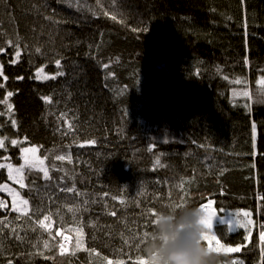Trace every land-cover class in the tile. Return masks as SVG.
<instances>
[{
  "label": "trees",
  "instance_id": "trees-1",
  "mask_svg": "<svg viewBox=\"0 0 264 264\" xmlns=\"http://www.w3.org/2000/svg\"><path fill=\"white\" fill-rule=\"evenodd\" d=\"M0 64V264H137L158 212L208 200L253 221L216 223L221 259L264 264V0H0Z\"/></svg>",
  "mask_w": 264,
  "mask_h": 264
},
{
  "label": "clouds",
  "instance_id": "clouds-1",
  "mask_svg": "<svg viewBox=\"0 0 264 264\" xmlns=\"http://www.w3.org/2000/svg\"><path fill=\"white\" fill-rule=\"evenodd\" d=\"M249 100L264 107V85H257ZM203 218L199 207L173 206L158 212L142 248L146 264H230L207 246Z\"/></svg>",
  "mask_w": 264,
  "mask_h": 264
},
{
  "label": "snow or ice",
  "instance_id": "snow-or-ice-1",
  "mask_svg": "<svg viewBox=\"0 0 264 264\" xmlns=\"http://www.w3.org/2000/svg\"><path fill=\"white\" fill-rule=\"evenodd\" d=\"M115 19V17H113ZM135 30V29H134ZM9 43H11V41H9ZM37 51H39V49H37ZM17 60L19 59L20 56V52L17 51L15 53ZM15 62V61H13ZM55 64L57 67H60V61L56 60ZM43 69H39L36 73V76L39 77L40 72H42ZM63 73H57V75H62ZM0 77H3L4 80H7V77L4 76V72H3V65L0 64ZM49 79H55L56 76H50L48 77ZM19 79H23V77H19ZM237 83H240V81H236ZM13 95L12 92H7V96L11 97ZM245 95L250 96V94L245 93ZM42 99H44L46 102L51 103V98L50 97H43ZM0 102H4L6 103V101H0ZM9 109H11V105H8ZM13 126H15V121L13 120ZM253 131H255V129L253 128ZM5 138H0V148H4L5 147ZM17 143L16 140H12L11 144L15 145ZM91 143H95V141H91ZM23 152L27 153V152H35V149H30V148H24L22 149ZM60 160L65 159L64 156H59L57 157ZM41 164H43V161H39ZM25 163L27 164L28 161L26 160ZM156 164L159 165L160 164V160L157 159L156 160ZM5 167L4 164H0V168ZM8 169H9V176H11V170H12V165L8 164L7 165ZM20 169H17V172H19ZM45 178L47 177V172H45ZM7 189V186L5 185L3 189L0 190H5ZM8 191H11L10 189H7ZM69 191H71L72 189H68ZM105 196L107 195V193L104 194ZM261 200H264V197H260ZM21 203L27 205V201L23 200L21 201ZM215 201L214 200H208L206 203H202L199 206V209L204 213V218L201 221L204 226L206 227L208 234L205 236V242L207 244V246L210 249H213L217 254L220 253H235V252H239L241 249L239 247H226L224 243H222V237L221 235H218L217 232H214L213 229L216 225V221L218 219L217 215H216V211L213 208ZM4 203L2 201H0V207H4ZM12 210L15 211V205L13 204ZM151 215H156L155 212H152V210H149ZM111 215H115V212L110 213ZM233 218L228 220V221H224V223L227 225L226 230L228 232H234L237 228H245L249 231V233L251 232V228L250 226L253 224V221L251 219H245L243 222H241L240 220H238L236 217L239 215L238 213L236 214H232ZM244 217L248 218L251 216L250 212H244ZM45 220H48L49 217L45 216L44 217ZM152 224L154 225V221H152ZM261 228L264 229V225H261ZM220 231V230H218ZM145 235H147V232H145ZM259 241L264 244V230L259 232ZM61 251L63 250V245H60ZM264 250V249H262ZM108 264H111V261H108ZM137 264H146V261L142 258L139 259Z\"/></svg>",
  "mask_w": 264,
  "mask_h": 264
},
{
  "label": "rangeland",
  "instance_id": "rangeland-1",
  "mask_svg": "<svg viewBox=\"0 0 264 264\" xmlns=\"http://www.w3.org/2000/svg\"><path fill=\"white\" fill-rule=\"evenodd\" d=\"M238 81H240V83H237L236 81L235 82H231L230 84H239V85H246L247 84V81L245 79H239ZM11 144V143H10ZM7 145V143L5 142V146ZM17 146V145H15ZM19 147V146H18ZM2 149V148H1ZM30 149H34V148H30ZM20 157H21V164L23 163V165L21 167H16L15 165L11 164L12 165V170H11V178L16 182V183H21L23 184L24 181H25V173L27 172H33V170H44V168L42 167V164L39 162L41 159L39 158L38 156V151L37 149H35V152H23V151H20ZM28 161V163L26 164L25 161ZM2 164V163H1ZM8 164H6V167H7ZM4 168V167H2ZM0 168V171L1 169ZM17 169H20L19 172H17ZM27 170V171H26ZM46 170V169H45ZM7 171L9 172V169L7 167ZM2 187L0 189H3L4 186L1 185ZM7 188H10V187H7ZM12 189V188H10ZM13 190V189H12ZM3 191V190H2ZM15 194V192H13ZM17 201L19 199V197L17 196L16 197ZM214 208V207H213ZM215 210V208H214ZM216 211V210H215ZM22 213H25L26 211L22 210L21 211ZM216 215L218 217L216 223L218 222H224V221H228L227 218H222L220 217L217 212H216Z\"/></svg>",
  "mask_w": 264,
  "mask_h": 264
},
{
  "label": "built area",
  "instance_id": "built-area-1",
  "mask_svg": "<svg viewBox=\"0 0 264 264\" xmlns=\"http://www.w3.org/2000/svg\"><path fill=\"white\" fill-rule=\"evenodd\" d=\"M68 244V241H66V245Z\"/></svg>",
  "mask_w": 264,
  "mask_h": 264
}]
</instances>
